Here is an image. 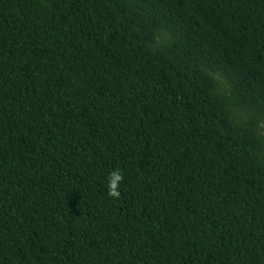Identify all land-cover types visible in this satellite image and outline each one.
Wrapping results in <instances>:
<instances>
[{
  "label": "trees",
  "instance_id": "16d2710c",
  "mask_svg": "<svg viewBox=\"0 0 264 264\" xmlns=\"http://www.w3.org/2000/svg\"><path fill=\"white\" fill-rule=\"evenodd\" d=\"M0 264H264V0H0Z\"/></svg>",
  "mask_w": 264,
  "mask_h": 264
},
{
  "label": "clouds",
  "instance_id": "9594fccd",
  "mask_svg": "<svg viewBox=\"0 0 264 264\" xmlns=\"http://www.w3.org/2000/svg\"><path fill=\"white\" fill-rule=\"evenodd\" d=\"M124 176L120 170H115L109 173L108 180V195L112 198H119L121 193L119 191L120 183L123 181Z\"/></svg>",
  "mask_w": 264,
  "mask_h": 264
}]
</instances>
